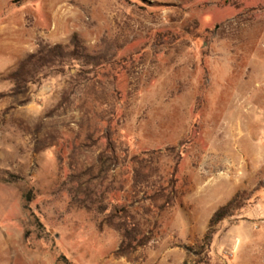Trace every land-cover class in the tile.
<instances>
[{"label": "rangeland", "instance_id": "1", "mask_svg": "<svg viewBox=\"0 0 264 264\" xmlns=\"http://www.w3.org/2000/svg\"><path fill=\"white\" fill-rule=\"evenodd\" d=\"M263 185L264 0H0V264H264Z\"/></svg>", "mask_w": 264, "mask_h": 264}, {"label": "trees", "instance_id": "2", "mask_svg": "<svg viewBox=\"0 0 264 264\" xmlns=\"http://www.w3.org/2000/svg\"><path fill=\"white\" fill-rule=\"evenodd\" d=\"M73 43L75 45V49L71 52H67L63 46L57 45L46 50H40L23 60L18 65L17 69L9 74L10 78L16 83V88L19 90L18 93L26 94L30 90L31 85L33 84L30 77L32 76V69L34 67H47L57 63H59V65L66 66L68 63L62 59L67 57L74 62L76 67L78 65V62H76L78 61L77 57L80 55L79 50H85V48L80 44L78 38H75ZM82 73L83 71H78L79 76L82 75ZM102 158L103 155L100 156V159ZM110 159L115 162L116 155L114 152L110 156ZM263 187L264 185L261 186V188ZM261 188L259 187L258 189ZM237 204L238 197H235L228 204L222 206L214 213L210 221L211 229L205 236V241L207 243L206 250L209 249L208 247L211 245L214 237V231L212 228L229 216ZM118 205V203L115 204L116 213H113L110 221L122 233L123 237L122 243L116 251V255L119 257H127L148 243L149 237L141 234L139 226L133 222V215L131 214L129 208L124 206L122 209H118ZM203 263L207 264V261H204Z\"/></svg>", "mask_w": 264, "mask_h": 264}]
</instances>
